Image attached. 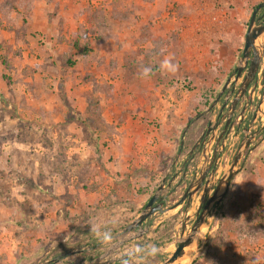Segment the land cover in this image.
Returning <instances> with one entry per match:
<instances>
[{
	"label": "rangeland",
	"instance_id": "obj_1",
	"mask_svg": "<svg viewBox=\"0 0 264 264\" xmlns=\"http://www.w3.org/2000/svg\"><path fill=\"white\" fill-rule=\"evenodd\" d=\"M101 1L0 0V179H7L3 190H7V193L4 194L5 198L0 199L2 228L10 227L11 224L28 226V223L34 221L35 223L40 221L36 224L42 227L43 216L29 215V204L33 202L34 207L37 205L36 208H41L39 202L42 205L45 203V207L52 206L49 204L53 202L51 195L43 196L40 190L48 189L52 183L58 184L60 179H68V183L73 186L76 179H109L112 176H120V169L110 170L104 166L99 168V172L97 168L92 169L90 163H86L88 153H79L76 148L81 142L83 129L85 133L98 129L95 126L100 118L110 126L111 133L114 127L119 126L105 119L106 106L102 103V97L114 94L123 97L129 94L127 82L130 77L127 72L120 73L115 69L118 68L119 59L112 61L113 72L110 75L113 76L108 80L102 72L98 77L96 75L98 66L102 68L104 60L92 70L88 64H85L86 67L77 65L80 62L78 50L82 45L77 34L72 32L76 29L77 19L81 15L79 9L82 3L83 6L88 5L86 10L97 8ZM115 1H118L120 6L126 0ZM147 1L149 6L145 8V15L148 24L143 28L145 38L138 41V46L145 43L149 46L144 51L145 59L141 60L142 65L150 64L155 72L159 69V61L168 53L174 57V63L179 62V68L185 70L182 80L190 81L188 84L184 83V86L189 88V98L183 99L190 100V110L195 109L190 124L202 123L195 128L196 140L208 128V121L218 122V114L225 108L228 110L234 98L231 100L219 98L215 103L242 56L253 7L264 0H214L205 3L203 0L198 4L186 0H177L176 3L174 0ZM62 3H64L63 7ZM114 10L116 9L104 7L100 11L103 15H108ZM50 20L53 23H50ZM181 33L183 37L189 36V41L180 40ZM102 38V35L93 37L94 42L102 41ZM90 40H83L82 43L85 44L82 49L89 47ZM260 40L264 41V36ZM119 42L121 43L117 40L115 44ZM122 47L123 45H120L118 50L122 51ZM113 50L114 48H109L106 51L111 53ZM114 54L119 57L116 52ZM128 56L131 58L130 55ZM123 59L125 65L129 64L128 59L125 57ZM187 65L190 66L189 70ZM192 75L194 77L191 79ZM125 77L128 80L126 83L121 81L125 80ZM261 77L262 72L258 75L259 83L256 87L257 91L261 92H257V98L255 96L253 110L246 119L242 117L241 121L243 127H249L252 131L260 129L263 137L264 115L260 112L255 119L257 109L264 98ZM234 79L235 76L227 87L231 88L230 92L234 90L236 94ZM110 80L112 83L109 82ZM91 81L94 87L87 89L86 86ZM83 83L85 88L79 87ZM82 97H87L88 103L89 98L94 101L93 105L91 104L93 113L88 112V104L89 117L85 116L86 118L77 114L75 106L71 103L72 99L78 98L81 101ZM208 100L210 104L206 105ZM226 100L228 102L223 109ZM244 100L240 101L236 114H241L244 110L242 108ZM184 105L186 108L187 103ZM253 123V127H250ZM152 124L159 128V121L157 123L154 120ZM230 137L226 146L228 152L234 142L232 135ZM243 137L244 135L240 136V139L242 140ZM261 137L258 136V141L264 142ZM87 138L89 137L86 134L85 140ZM256 141L249 146L255 151L259 147V152H254L252 149L243 159V162L245 160V164L249 166L247 172L252 171L250 168L254 160L264 161V144L260 146L261 142L257 146ZM237 143L239 141L235 146ZM187 151L182 148L178 153L179 158L184 160L182 166L185 164ZM81 153L84 157L83 161L80 158ZM177 158V156L173 157L172 162L164 163L162 173L159 172L161 169L158 170L156 167L131 168L133 171L131 179L134 181L131 186L136 189L132 191L133 197L130 200L132 216L123 218L125 220L114 231L115 235H122L125 227L138 217L148 203L149 197L157 191L164 178L167 181H171L175 175L181 178L187 168L177 167L176 162L179 161ZM181 161L178 162V166ZM262 167L263 170L255 171L259 176L264 177L263 164ZM244 168L245 166L241 171L245 172L246 168ZM147 171H150V175H147ZM137 179H154L158 182L146 186L145 182H137ZM177 182L171 184L169 193H165L168 194L169 205L177 203V201L172 202L177 198L174 191ZM145 189L148 196L143 197ZM56 191L63 192V186ZM199 200L193 201L192 213L197 208ZM183 212L184 210H181L175 216L167 214L169 216L156 228H153L155 225L152 224L153 219L149 218L146 222L151 229L149 236H143L137 242L142 243L147 240L161 248V255L156 259V263L174 250L175 228ZM245 225L249 228L248 233L242 229ZM250 227H256V231ZM178 228L180 232L182 225ZM240 231H243V234ZM23 233L14 229L13 238L16 239ZM132 235H135V232L128 237ZM203 235L199 244L193 250L189 249V253L192 252L191 256L186 255L180 264H264V179H238L231 183L215 214L209 215L203 228ZM19 247V251L24 253L21 246ZM65 249L67 247L51 255L56 257L73 250L63 252ZM98 251L99 255L103 254V250H99L97 246L96 252ZM22 260L23 264H39L26 262L27 258Z\"/></svg>",
	"mask_w": 264,
	"mask_h": 264
},
{
	"label": "crops",
	"instance_id": "obj_2",
	"mask_svg": "<svg viewBox=\"0 0 264 264\" xmlns=\"http://www.w3.org/2000/svg\"><path fill=\"white\" fill-rule=\"evenodd\" d=\"M102 1L100 7L86 10L88 5L83 6L82 3L79 9L81 15H79L76 29L72 33L77 34L78 40L81 41L80 45L84 46L83 40L88 41L90 38L91 44L88 48L82 49L81 46L78 50L80 53L78 60L80 62L77 65L86 67L85 64H88L92 70L100 64V61L104 60L102 68L98 66L96 75L98 77L102 72L108 80L113 76L110 75L113 72L111 70L112 61L119 59L118 68L115 69H118L120 73L127 72L130 77V82L126 77L125 80H121L125 83L128 81L129 91L127 90V92L129 94L123 97L115 94L102 97V103L106 106L105 119L107 122L119 124V126L114 127L112 133L102 129H92L90 133H85L82 128L81 142L76 148L79 153H88L86 163H90L92 169H99L104 166V168H110V170L120 169L119 172L122 174L120 173L118 177H109V179H76L73 186L68 183V179H60L59 183L61 185L52 183L48 189L40 190V194L43 196L45 194L51 195L53 202L49 204L52 206L45 207L44 202V205L39 204V202L38 205L41 208H36L37 205L34 207V203L30 202L28 214L37 217L43 216V219H41L42 227H40V224H36L40 222L38 220L36 223L35 221L34 223H28V226L11 224L10 227L2 228L3 225H0V264H23V258H27L26 262L39 264H77L78 261L83 259L82 254L88 249L91 250L89 255L86 252L88 255L86 261L90 262L92 259L90 254L95 253L98 255L99 252H96L98 246L96 242L88 236L89 220H95L105 227L112 228L114 232L124 222L125 219L123 220V218L125 216L127 218L132 216L130 200L133 197L132 191H136V189L131 186L134 182L131 179V173L133 172L131 168L146 167L152 169L156 167L158 170L161 169L159 172L162 173L165 164L172 162L173 157L177 156L179 158L178 153L182 148L188 150V154L196 141L195 128L198 127L200 122L190 124L195 109L191 108L190 110V100L185 101L183 99L189 98V88L185 87L184 83L188 84L190 81L187 80L186 82L184 80L183 82L182 77L185 75V70L179 68V62H176L178 71L173 76L164 75L159 69L155 70L151 77L147 79H141L138 74L143 64L141 60L145 59L144 51L149 48L146 43L138 46V41L145 38L143 28L148 24V18L145 15V8L149 6L148 1L126 0L120 6L118 1L115 0H106L105 3ZM158 1L156 0V2ZM174 1L177 2V0ZM63 4H61L62 7ZM104 7L116 10L108 15H103L100 10ZM115 15L117 16L116 19ZM47 21H49V18ZM50 23H53L52 20H50ZM99 35H102V41L97 40L94 42L93 37ZM180 35L182 36H180V40L189 41V36L183 37L182 33ZM117 40H120L121 43L115 44ZM120 45H123L122 51L118 50ZM109 48H114L113 52L106 51ZM86 49L89 51L86 52ZM115 52L118 54V58L114 54ZM165 55L170 54L166 53ZM124 57L128 59L129 64L125 65L123 62ZM186 67L189 70L190 66L187 65ZM100 69L103 70L100 71ZM193 77L192 75L191 79ZM109 82L112 83L111 80ZM79 87L85 88L84 83ZM93 87L92 81L86 86L87 89H93ZM82 98L81 101L78 98L70 100L72 106H75L77 114L81 117H89L87 112L88 99L87 97ZM185 103H187L186 108ZM17 119H19L18 116ZM154 120L157 123L159 121V128L154 127L152 124ZM213 123L215 124V122ZM220 127H217L211 134L212 137L217 135ZM86 134L89 137L87 140H85ZM263 144L264 142L260 146ZM213 147H215V143ZM259 150L258 147L257 153ZM256 151L254 150V152ZM80 158L82 161L84 160L82 153ZM180 161L181 163L178 166ZM183 162L184 160L179 158L176 166L180 169L183 168ZM252 164L253 166L250 168L252 171L247 172L249 166L245 164L244 160L246 171L243 170L238 173L232 184L238 179H264L263 175L259 176L257 173V171L263 170L262 164L264 166V161L257 162V160H254ZM147 175H150V171H147ZM173 179H176L172 181L175 184L179 177L175 175ZM5 180L7 179H0V199L5 198L4 194L7 193V190L3 191ZM137 182H145L147 186L148 184H155L158 180L137 179ZM60 186H63L64 191L59 193L56 190H59ZM146 196H148V192L145 189L143 197ZM200 196L201 194L195 197V202L200 199ZM150 198L151 196L148 201ZM181 208L182 205H179L172 213H159L151 217L153 219L152 224H155L153 228L161 225L169 216L167 214L177 215ZM20 212L22 213V210ZM113 215L119 221L115 227H113ZM14 229L20 232L23 231V235H19L18 238L14 239L12 234ZM149 233L146 237L149 236ZM19 246H21L24 253L19 251ZM63 247H67L63 252L73 249L70 250L73 254L64 258L51 255V253H55ZM75 249L80 250L75 252Z\"/></svg>",
	"mask_w": 264,
	"mask_h": 264
},
{
	"label": "water",
	"instance_id": "obj_3",
	"mask_svg": "<svg viewBox=\"0 0 264 264\" xmlns=\"http://www.w3.org/2000/svg\"><path fill=\"white\" fill-rule=\"evenodd\" d=\"M263 7L264 3H261L254 9L247 28L242 56L239 59L235 71L232 73L231 77H229V79L226 81V84L224 85L222 91L220 92L218 98L215 101L216 103L219 100L229 83H232L233 77L235 76L233 83L239 85V88L231 104L229 105L227 112L221 117L222 120L228 118L223 132L219 137H208L211 129L215 131L219 126L218 124L216 125V123L211 126L213 122H210L208 128L204 131L197 143L187 154V157H192L195 156L198 152H202L201 162L203 161V166L200 175L190 183L189 187L187 188V191L184 193L181 200L178 203L172 205H169L167 199L168 194L165 193H169V188L171 187L172 181H174V179H172L171 181H167V179L164 178L162 184L152 195V197L145 205L143 210L140 212L138 217L125 227L124 231L121 233L122 235H119L120 240H118L117 243H120L123 240L131 239L133 237L138 239L143 237L144 233H147L150 229V225H146V222L149 218L159 213H170L186 200L187 202L185 210L182 213V216L179 219L175 228L176 244L174 250L170 254H168L167 257H163V259L160 262H157L156 264H180L183 262L186 255H189V257L191 256L192 252L189 253V249L192 248L193 250L204 236L203 228L206 224L207 219L209 218V215L211 214L213 216L215 214L220 203L227 194L232 181L244 167L243 159L247 155L246 153L248 152L249 145L255 142L258 138V135H260L261 133V130L259 129L255 131V134L253 136L249 137L248 131L250 128L245 127V132H243L244 137L239 142L238 148H234V140L229 149V151H231V155L227 160L226 165H223L221 163V153L222 151L225 152L227 150L226 134L228 133V126L231 122V119L234 116L241 99L248 92L250 86L254 84V86H252V90H255L258 86V75L261 72V78L263 81V85L261 86V88L264 91V41L260 40L264 36V21L261 19L260 16H258V12ZM245 68H247L246 71ZM241 79L243 80L240 83ZM230 97L231 94L229 95L227 100ZM227 100L223 105V109L226 107V104L228 102ZM263 106L264 98L262 99L261 104L257 109L255 119H257L260 112L262 113V115H264ZM245 110L246 108H244V110L241 112L242 117L245 116ZM253 125L254 123L250 127H253ZM256 142V145L258 146L262 141H258L257 139ZM214 143L215 151L213 156L211 157V148ZM187 160L185 159V161ZM186 164L187 162H185L183 169H186ZM201 190L203 192L202 196L196 206L197 208L192 213L191 205H193V199L195 198L196 194ZM191 221L193 223L190 225ZM180 225H182V229L179 232L178 227ZM130 226L137 227L135 235H132L131 237L124 236L123 233H125ZM72 254V251H68L66 253L58 255V257L64 258ZM105 254L106 253L103 250V254L96 255V257L92 259L89 264H99L100 257ZM86 257L87 256L84 255V258Z\"/></svg>",
	"mask_w": 264,
	"mask_h": 264
},
{
	"label": "clouds",
	"instance_id": "obj_4",
	"mask_svg": "<svg viewBox=\"0 0 264 264\" xmlns=\"http://www.w3.org/2000/svg\"><path fill=\"white\" fill-rule=\"evenodd\" d=\"M159 71L167 76L175 75L178 71V65L174 63V57L165 55L159 61ZM138 74L141 79L150 78L153 74V68L150 64L141 65ZM112 220L113 227H115L119 221L115 215H113ZM88 229V236L96 242L99 250L102 249L106 253L100 257L99 264H156V259L161 255V248L147 240L141 243L137 242L138 238L133 237L117 243L120 237L114 234L112 228L105 227L95 220H89ZM136 231V226H130L123 235L130 236Z\"/></svg>",
	"mask_w": 264,
	"mask_h": 264
},
{
	"label": "flooded vegetation",
	"instance_id": "obj_5",
	"mask_svg": "<svg viewBox=\"0 0 264 264\" xmlns=\"http://www.w3.org/2000/svg\"><path fill=\"white\" fill-rule=\"evenodd\" d=\"M262 3H264V2H262ZM258 16H260L261 19L264 21V7L258 12ZM252 85H254V84H252ZM238 86L239 85H236V87H235V89L237 88V91H238ZM230 91H231V88L230 87H227L226 90L224 91V95L222 94V96L220 98L222 100L227 99L229 97V95L231 94V97L229 98L231 100L236 94H234L235 91H232V92H230ZM257 92H261V91H259V90L257 91V89L252 90V86H250L248 92L241 99V101L245 99L244 102H243L244 105L242 107L243 109L246 108V110H245L246 111L245 112V116H243L245 119L249 115V113L253 110L255 96H256V98L258 97L257 96ZM249 104H250V107H249ZM220 112L221 113L218 114L219 117H218V122H216V125L218 124L221 127L218 130V133H217L216 137H219L221 135V133L223 132V130H224L225 126H226L227 120H228V118H226L225 120L224 119L223 120L221 119V117L227 112V109L225 108L223 111H220ZM241 119H242L241 114H236V112H235V114L232 117L231 122H230V124L228 126L229 129H228V133L226 134L227 141H228V139H229V137L231 135L233 137V140H236L235 143L237 141H239V142L241 141L240 136L244 135L243 132H245L244 131L245 127H243V123H242ZM209 123H210V121H208L207 127L209 126ZM213 125H214V123L211 124V126H213ZM213 132H214V130L211 129L208 137H211V134ZM254 134H255V131H252L251 129H249V131H248L249 137L250 136H253ZM261 134L262 133H260V137H261ZM201 136L202 135H200V137ZM199 138L196 139V141L193 144L192 148L197 143V141L199 140ZM230 139H231V137H230ZM261 139H264V136L261 137ZM238 145H239V143H237V145L235 146L236 147L235 149L238 148ZM214 151H215V147L211 148V157L213 156ZM251 151H252V149H250V146H249L248 147V153H251ZM230 152L231 151L228 152L227 150L225 152L222 151V153H221V157H222L221 163L223 165H226L227 160L229 159V157L231 155ZM201 154H202V152H198L195 156L186 157V160L188 159L187 161H185V162H187L186 165H189L190 162H191V164L188 167H186L187 169L185 170L184 174L178 180L177 185H176V187L174 189L175 193L177 194V198L173 199L172 202L177 201V203H178L181 200V198L183 197L184 193L187 191V188L189 187L190 183L200 175V173L202 171V166H203V161L201 162ZM205 167H206V165H205ZM202 193H203L202 190L199 191L196 194L195 197H197L199 194H201V196H202ZM201 196H200V198H201ZM194 200H195V198L193 199V201ZM186 202L187 201L185 200L184 202H182L180 204V205H182V208H181L182 211L185 210ZM181 210H180V212H181ZM149 231L147 233H144V237L149 233ZM141 238H143V237H141Z\"/></svg>",
	"mask_w": 264,
	"mask_h": 264
},
{
	"label": "trees",
	"instance_id": "obj_6",
	"mask_svg": "<svg viewBox=\"0 0 264 264\" xmlns=\"http://www.w3.org/2000/svg\"><path fill=\"white\" fill-rule=\"evenodd\" d=\"M262 2H259V3H257V4H255L254 5V7H253V9H255L259 4H261ZM248 25H249V22H248ZM73 64V63H72ZM93 103H94V101L92 100V99H90L89 98V108H88V112L90 113V114H92L93 113V110H91V108H92V105H93ZM92 104V105H91ZM210 104V101L208 100L207 101V103H206V105H209ZM91 117V116H90ZM93 117V116H92ZM98 123H97V125L95 126L96 128H98V129H102V130H105V131H107L108 133H111V128H110V126H107V124L100 118V121H97ZM94 124V123H93ZM95 125V124H94ZM103 126V127H105V128H102L101 126ZM240 216V214L238 215V217ZM240 225V224H239ZM250 228H252V227H250ZM262 228V227H261ZM243 230H245L244 232H247L248 233V227H247V225H245V227H243L242 228ZM252 229H254L255 231H256V227L255 228H252ZM234 230V229H233ZM237 230H239V229H237ZM240 230H241V228H240ZM242 234H243V231H240ZM251 236H253V235H251Z\"/></svg>",
	"mask_w": 264,
	"mask_h": 264
},
{
	"label": "built area",
	"instance_id": "obj_7",
	"mask_svg": "<svg viewBox=\"0 0 264 264\" xmlns=\"http://www.w3.org/2000/svg\"><path fill=\"white\" fill-rule=\"evenodd\" d=\"M186 1H189L190 3H195V4L197 3V4H198V3H201V1H203V0H186ZM211 1H214V0H204V3H205V2H211ZM215 19H216V18L214 17V20H215ZM77 250L79 251L80 249H75L74 251L76 252ZM86 252H88V255H89V253H90V249H88ZM86 252H84V253L82 254V256H83V259H82V260H83V261H82V260H81V261H78L77 264H89V263H90V262L86 261L87 257L84 258V255L88 256ZM98 252H99V251H98ZM96 255H97V254H95V253H91V254H90V257H91L92 259H94V258L96 257ZM92 256H94V257H92ZM92 259H91V260H92ZM91 260H90V261H91Z\"/></svg>",
	"mask_w": 264,
	"mask_h": 264
}]
</instances>
